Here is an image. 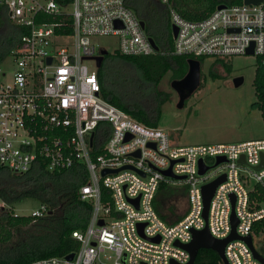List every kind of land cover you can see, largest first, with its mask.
I'll return each instance as SVG.
<instances>
[{"label": "built area", "instance_id": "1", "mask_svg": "<svg viewBox=\"0 0 264 264\" xmlns=\"http://www.w3.org/2000/svg\"><path fill=\"white\" fill-rule=\"evenodd\" d=\"M158 1L168 6L177 28L170 51L155 48L128 0H71L66 5L58 0H0V9L5 7L11 21L25 28L18 45L0 60L12 64L8 79L0 67L5 78L0 79V167L25 173L41 163L55 172L83 163L89 181L82 186V198L93 203L88 227L73 233L80 248L72 261L55 256L30 264H187L191 254L184 245L193 239V230L208 225L214 237H228L233 208L240 238L226 245L229 264H263L242 237L252 235L261 253L254 238L262 234L254 229L264 219V199L255 185L264 187V166L257 169L264 164V138L173 144L165 130L105 98L99 68L91 71L85 63L96 60L85 57L105 48L94 42L105 35L118 36L119 51L129 56L224 59L249 55L251 48L252 55H264V0L223 3L200 20L184 18L171 0ZM103 121L112 131L95 155V129ZM201 159L208 167L204 173ZM170 167L176 177L165 174ZM223 176L206 218L204 186ZM163 184L186 189V214L173 224L155 205ZM103 186L109 190L106 201ZM48 213L41 204L28 214Z\"/></svg>", "mask_w": 264, "mask_h": 264}, {"label": "trees", "instance_id": "2", "mask_svg": "<svg viewBox=\"0 0 264 264\" xmlns=\"http://www.w3.org/2000/svg\"><path fill=\"white\" fill-rule=\"evenodd\" d=\"M66 5L71 0H58ZM153 5L144 10L135 1L128 0L137 15L145 21L146 31L160 47L170 51L173 46V30L170 25V13L167 5L152 0ZM243 0H171L173 8L184 18L200 20L209 16L223 3H242ZM71 20V19H70ZM25 33V28L11 21L7 9H0V60L6 58L15 48ZM192 56H176L156 53L148 56L123 55L119 50L108 53L103 65L98 69L102 94L109 101L124 109L133 117L149 126H158L159 103L168 97L166 92H158L156 107L146 109L138 100L146 91V83L156 85L171 71V79L182 78L188 71V59ZM206 57H198L201 61ZM222 58L225 69L230 70ZM113 66L111 85L106 80V63ZM139 74V76H138ZM216 76V74H212ZM143 82V83H142ZM142 83V84H140ZM254 86L257 99L253 106L259 108L264 119V55L256 56V72ZM112 131L109 122H101L95 129L94 154L102 152V147ZM85 164L70 169L50 172L41 163L34 165L25 173H14L0 167V264H30L35 260L66 256L80 248V241L73 236L75 231H85L89 225L93 203L82 198L81 189L88 179ZM264 199V187L255 185ZM177 190V191H176ZM174 190L170 185L163 184L156 196V208L162 217L173 224L182 219L186 209L178 213L174 195L185 199V186ZM105 201L109 198V190L102 188ZM25 198L37 199L46 204L49 213L43 217L30 214L15 215L16 204ZM172 203H171V202ZM186 205V204H185ZM255 232L262 234L264 256V219L257 222ZM195 264H224L220 256L212 249H201Z\"/></svg>", "mask_w": 264, "mask_h": 264}, {"label": "rangeland", "instance_id": "3", "mask_svg": "<svg viewBox=\"0 0 264 264\" xmlns=\"http://www.w3.org/2000/svg\"><path fill=\"white\" fill-rule=\"evenodd\" d=\"M132 1L144 10L153 5L152 0ZM131 8L135 11L133 6ZM170 25L172 29V22ZM94 42L105 47L109 53L119 50V37L116 35L98 36L94 38ZM223 61L230 70L227 71L224 63L217 62L216 58L206 57L203 60L201 85L185 100L182 107L178 105L179 94L171 85V71L156 85L146 83L147 90L142 92L138 99L146 109L153 110L156 107L155 97L158 92L165 91L168 95L159 103L158 126L169 134L173 144L231 143L264 138L262 112L253 106L257 99L254 86L256 55L228 56ZM85 63L91 71H97L94 60H86ZM0 67L8 73V79L12 73V64L4 62ZM106 72L107 84L110 86L113 74L110 62L106 63ZM239 76H243L244 81L237 86L234 80ZM0 79L5 80L1 75ZM177 187L181 189L183 186H175L174 190ZM171 200L175 202L178 213L185 211L183 196L174 195ZM2 205L0 202V206ZM40 205L37 199L25 198L16 204V211L28 214ZM254 241L256 248L261 252L262 236H256Z\"/></svg>", "mask_w": 264, "mask_h": 264}, {"label": "water", "instance_id": "4", "mask_svg": "<svg viewBox=\"0 0 264 264\" xmlns=\"http://www.w3.org/2000/svg\"><path fill=\"white\" fill-rule=\"evenodd\" d=\"M261 0H245L246 3H257ZM224 5L220 4L218 7L222 8ZM141 24L143 27H146L145 21L142 20ZM173 33L176 34L177 28L176 26H174L173 28ZM151 42L153 43V45L155 46L156 49L159 48V46L157 45L155 39L153 37H150ZM108 50L103 48L100 50V53L98 55H96L95 57H85V58H90V59H95L96 63H97V67L100 68L103 65V60L105 58V56L108 54ZM253 49L251 48L248 51V54H253ZM202 72V64L201 61L199 59L196 58H190L188 59V71L187 73L179 79H173L171 82L172 87L178 92L179 94V103L178 105L180 107H182L185 103V100L191 96L201 85V73ZM235 84L238 86L240 85L243 81H244V77L243 76H239L235 78ZM93 142V136L91 138V143ZM264 157V156H263ZM221 160V158L218 159V162ZM264 166V164L260 165L257 167V169H260ZM208 167L206 165H204L203 160H200V172L204 173L206 171ZM120 170L119 169H105L103 171V174H107V173H116ZM165 174L170 175V176H174L176 177V175H174V173L172 172V167H170L169 169L165 170ZM184 176H180V178H183ZM223 180H225V176L218 178L217 180L206 184L204 186V198H205V217L207 218L208 216V211H209V206H210V201L215 193V190L218 186L219 183H221ZM135 203L138 205V199L135 200ZM235 203V197L233 195V204ZM99 223L102 225L104 224L103 220H100ZM232 223H233V231L231 232V234L226 237V238H216L214 237L210 230L208 225L202 229V230H193V239L191 240V242L185 244L184 246L188 249V251L191 254V258L190 261L187 264H195L197 255L199 253V251L201 249L204 248H208V249H212L214 250L222 259L224 264H229L228 258L226 256V245L229 241L236 239V238H240V236L237 233V223H238V218L236 216L235 213V209L233 208V212H232ZM144 225H141V232H143L142 227ZM242 239L246 240L249 245L252 247V249L254 250V253L256 255V257L264 264V256L259 253L253 244V240H252V235H248L245 237H242ZM75 257V253H70L68 255H66V259L69 261H72Z\"/></svg>", "mask_w": 264, "mask_h": 264}, {"label": "flooded vegetation", "instance_id": "5", "mask_svg": "<svg viewBox=\"0 0 264 264\" xmlns=\"http://www.w3.org/2000/svg\"><path fill=\"white\" fill-rule=\"evenodd\" d=\"M100 53V52H99ZM105 60H106V56H105V58H104V60H103V63L105 62Z\"/></svg>", "mask_w": 264, "mask_h": 264}]
</instances>
